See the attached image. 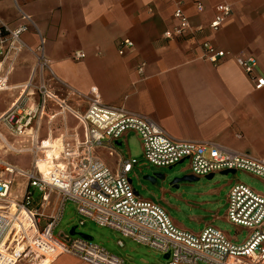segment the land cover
Wrapping results in <instances>:
<instances>
[{"label":"built area","instance_id":"1","mask_svg":"<svg viewBox=\"0 0 264 264\" xmlns=\"http://www.w3.org/2000/svg\"><path fill=\"white\" fill-rule=\"evenodd\" d=\"M12 1L20 23L10 27L0 19V94L10 90L8 79L26 49L23 36L32 23L18 8L17 0ZM212 1L193 0L195 12L202 14L204 2ZM232 14L230 4L217 3L208 29L218 32ZM172 22L162 34L164 40L188 42L203 32L202 27L191 25L180 4ZM198 47L200 59L212 65L232 59L252 80L255 90L264 88L255 57L244 53L234 56L206 40ZM133 48L131 40L123 39L117 51L123 56ZM36 52L39 62L0 115V152L30 157L29 168H21L0 155V264L22 260L35 264L38 259L55 261L63 255L82 264H126L123 257L94 240L57 233L69 205L78 226L91 222L107 228L155 253L168 255L166 264H264L263 195L241 183L227 195V222L248 232L241 244L231 242L213 226L200 233L178 229L161 206L135 194L129 176L139 163L118 154L116 144L133 133L139 139L145 165L161 169L187 162L190 175L197 179L241 171L264 182V157L234 152L213 142L177 140L148 117L103 104L95 88L81 112L78 94L62 89L44 59L43 41ZM84 57L75 52L73 60ZM144 68L145 63L138 64L137 73L143 75ZM65 112L72 115L76 126L66 123L55 130L52 122ZM44 119L48 120L47 134L42 138ZM98 150L117 158L114 169L99 158ZM117 246L123 248V241L118 240Z\"/></svg>","mask_w":264,"mask_h":264},{"label":"crops","instance_id":"2","mask_svg":"<svg viewBox=\"0 0 264 264\" xmlns=\"http://www.w3.org/2000/svg\"><path fill=\"white\" fill-rule=\"evenodd\" d=\"M192 2L17 0L18 8L32 23L23 36L26 49L8 79L10 90L0 94V115L17 97L16 88L28 80L39 62L34 53L43 41L44 59L62 89L78 94L79 111L86 110L91 89L95 88L103 104L148 117L177 140L213 142L234 152L263 158L264 88L255 90L252 80L232 59L218 65L200 59L198 46L206 40L234 56L251 55L257 60V75L264 77V0L204 2L202 14L195 12ZM220 2L230 4L233 14L214 33L208 25L213 7ZM177 4L192 26L203 28L196 40L162 38L173 23ZM0 19L10 27L20 23L12 0H0ZM123 39L131 40L134 48L120 56L117 47ZM75 52H82L85 57L73 60ZM142 62L145 68L139 75L137 66ZM54 77L49 75L53 81ZM54 128L59 130L61 125ZM131 135H125L116 147L121 143L125 146ZM97 155L111 169L116 167V157L103 150H98ZM22 156L28 157L29 163L19 167L29 168L30 157ZM146 166L139 162L133 172ZM207 226L212 225L208 223L204 228ZM224 234L231 242L242 243L237 237ZM52 263L41 260L37 264Z\"/></svg>","mask_w":264,"mask_h":264},{"label":"rangeland","instance_id":"3","mask_svg":"<svg viewBox=\"0 0 264 264\" xmlns=\"http://www.w3.org/2000/svg\"><path fill=\"white\" fill-rule=\"evenodd\" d=\"M66 123L69 126L76 124L75 119L68 112L54 120L52 125L59 126ZM47 124V119L42 120L43 128L40 132L42 138L46 137ZM136 137L135 134L131 135L125 146L121 143L119 147H116V151L124 158H136L139 163L143 162V159L140 154V144ZM3 157L12 164L17 163V166H24L27 162L29 163L28 157L22 155L7 154ZM146 167L141 171L137 170L135 173H131L129 176L135 193L142 200L151 201L161 206L176 226L193 233H200L209 223L229 237H237L238 242L245 240L248 232L234 227L226 220L227 194L232 185L238 181L237 183L245 184L256 193L264 196V182L261 179L249 173L238 171L227 175L217 173L211 179L202 177L194 181H182V178L191 174L187 162H182L172 169ZM152 174L161 175L162 178H157L155 181L144 179L145 175ZM176 179L179 181L173 183ZM73 227H76L77 233L91 237L109 251L123 257L126 264H166L162 255L137 245L130 239H124L107 228L99 227L91 222H87L84 226H78L74 208L69 205L57 233H69ZM118 240L123 241V248L117 246ZM38 262H40L39 259L34 263L37 264ZM17 264H29V262L22 260ZM52 264L82 263L70 255H63L53 261Z\"/></svg>","mask_w":264,"mask_h":264},{"label":"water","instance_id":"4","mask_svg":"<svg viewBox=\"0 0 264 264\" xmlns=\"http://www.w3.org/2000/svg\"><path fill=\"white\" fill-rule=\"evenodd\" d=\"M175 166H172V167H169L168 169H172V168H174ZM234 174L235 172H233V171H225V172H222L221 174H223V175H227V174ZM213 176H208V177H206L207 179H211ZM157 178H162V176L161 175H158V174H155V175H153V176H147V177H144V179L146 180V179H148V180H151V181H155ZM194 180H197V178H194V177H192L191 175H187V176H185L184 178H182V181H194ZM179 180L178 179H176V180H174V182L173 183H176V182H178ZM69 234L71 235V236H74V235H78V236H80V237H82V238H84V239H86V240H89V241H93V239L91 238V237H89V236H87V235H85V234H81V233H77L76 232V227H73L71 230H70V232H69ZM163 259L164 260H167L168 259V255H164L163 256Z\"/></svg>","mask_w":264,"mask_h":264}]
</instances>
